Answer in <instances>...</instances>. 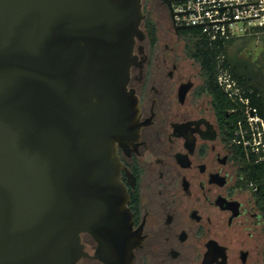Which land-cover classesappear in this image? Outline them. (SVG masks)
I'll use <instances>...</instances> for the list:
<instances>
[{
	"label": "water",
	"instance_id": "obj_1",
	"mask_svg": "<svg viewBox=\"0 0 264 264\" xmlns=\"http://www.w3.org/2000/svg\"><path fill=\"white\" fill-rule=\"evenodd\" d=\"M165 1L177 30L197 26ZM146 16L143 0H0V264H78L83 232L105 264L132 263L117 143L141 127Z\"/></svg>",
	"mask_w": 264,
	"mask_h": 264
},
{
	"label": "flooded vegetation",
	"instance_id": "obj_2",
	"mask_svg": "<svg viewBox=\"0 0 264 264\" xmlns=\"http://www.w3.org/2000/svg\"><path fill=\"white\" fill-rule=\"evenodd\" d=\"M151 1L143 0V8L153 18L146 10ZM156 1L185 38L186 50L189 38L176 29L169 4ZM157 27L155 45L147 33L137 41L139 56L130 70L128 89L139 100V135L117 143L133 229L142 236L131 264H264L261 188L248 184L245 175L247 157L254 153L261 161L262 152L242 143L244 121L238 120L233 138L226 132L194 56L187 50V56L158 54ZM81 235L86 253L78 264H105L95 255V237Z\"/></svg>",
	"mask_w": 264,
	"mask_h": 264
},
{
	"label": "trees",
	"instance_id": "obj_3",
	"mask_svg": "<svg viewBox=\"0 0 264 264\" xmlns=\"http://www.w3.org/2000/svg\"><path fill=\"white\" fill-rule=\"evenodd\" d=\"M143 24L150 44L155 45L158 41L157 23L148 15ZM182 31L189 38L186 50L200 63L215 107L224 119L226 132L233 138L238 120L245 122V106L228 97L217 82V73L220 67H228L244 87L250 105L264 116V26H256L241 36L216 41H211L201 27ZM239 148L246 157L243 147ZM256 158L254 153L247 157L249 163L245 175L248 184L254 181L261 188L258 193L264 204V160L255 161Z\"/></svg>",
	"mask_w": 264,
	"mask_h": 264
},
{
	"label": "built area",
	"instance_id": "obj_4",
	"mask_svg": "<svg viewBox=\"0 0 264 264\" xmlns=\"http://www.w3.org/2000/svg\"><path fill=\"white\" fill-rule=\"evenodd\" d=\"M177 24H195L211 41L241 36L264 26V0H179L173 6ZM240 22H246L241 25ZM218 81L245 106L247 119L240 130L242 143L264 158V116L250 105L244 87L228 67H220Z\"/></svg>",
	"mask_w": 264,
	"mask_h": 264
},
{
	"label": "rangeland",
	"instance_id": "obj_5",
	"mask_svg": "<svg viewBox=\"0 0 264 264\" xmlns=\"http://www.w3.org/2000/svg\"><path fill=\"white\" fill-rule=\"evenodd\" d=\"M146 10H149L159 26L158 54L169 56L175 51L174 53L180 52V56H187L188 54L185 50V38L176 34L166 7L160 2L153 0L149 5H146ZM240 24L245 25L246 22H240Z\"/></svg>",
	"mask_w": 264,
	"mask_h": 264
}]
</instances>
